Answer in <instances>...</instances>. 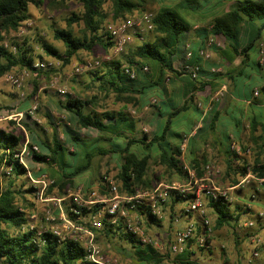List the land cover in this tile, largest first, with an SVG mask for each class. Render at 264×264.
Wrapping results in <instances>:
<instances>
[{
    "label": "clouds",
    "instance_id": "obj_1",
    "mask_svg": "<svg viewBox=\"0 0 264 264\" xmlns=\"http://www.w3.org/2000/svg\"><path fill=\"white\" fill-rule=\"evenodd\" d=\"M0 264H264V0H0Z\"/></svg>",
    "mask_w": 264,
    "mask_h": 264
}]
</instances>
